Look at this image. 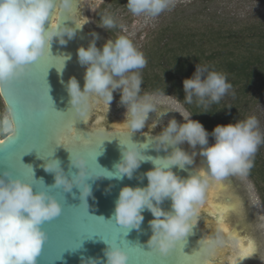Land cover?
Segmentation results:
<instances>
[{"label": "clouds", "instance_id": "9594fccd", "mask_svg": "<svg viewBox=\"0 0 264 264\" xmlns=\"http://www.w3.org/2000/svg\"><path fill=\"white\" fill-rule=\"evenodd\" d=\"M174 5L175 0H127L126 6L134 15L157 17ZM72 6L73 0H0V90L26 76L31 65L46 50L50 53L54 37L58 38L59 44L65 45V35L68 39L75 36L76 28L65 27L59 21L52 23L54 14L59 12L61 17L64 12L71 13ZM101 20V28L105 30L117 26L111 14L103 15ZM46 22L49 23L47 28ZM92 36L87 47L77 49L79 63L86 66L83 90L75 77H71L66 84L75 121L87 118L90 102L94 98L102 99L110 108L113 93L119 91V103L125 108L124 120L130 133L143 129L149 113H156L153 97L141 95L143 82L139 70L147 64L143 52L126 35H119L115 40L108 39L102 48L96 45L98 35L92 33ZM61 58L64 66L66 58ZM231 87L225 74L197 64L192 77L183 80L184 102L191 104L196 98L197 103L204 106L218 103ZM17 127L14 109L9 105L7 111L0 114V136L13 137ZM209 135L214 137V144L209 145ZM108 139H102V142ZM128 140L127 144L121 142L124 147L121 159L114 165L115 172L104 170V175H94L88 169L85 157L70 151V166L79 170L71 179L66 177L59 160H49L42 167L46 172L55 174L51 188H62L68 192L74 185L78 186L80 200L88 206L87 198L92 190L86 178L127 176L131 179L142 162H151L154 167L144 173L147 186L122 187L113 217L115 223L125 229L139 230L144 220L143 211H150L153 216L149 221L152 235L147 246L150 251L167 257L180 242L185 241L197 223L198 209L204 202L210 180L247 175L254 166L258 147L264 143V135L255 116L234 124H218L211 133L197 120L188 118L178 123L173 118L149 141L157 152L163 150L166 153L164 156H146L140 149L147 148L148 143L138 146L129 137ZM185 142L194 151L189 153L178 146ZM197 145L201 146L199 155L204 158L206 170L194 169L187 178L178 176L172 170L173 166L185 169L186 165H192ZM165 199L171 200L169 211L160 207ZM62 210V205L49 192H34L32 184L14 177L11 171L0 172V264H37V257L47 239L42 225L59 217ZM105 242L106 260L81 257V264H128L126 251L115 242ZM198 243L197 254L206 257L222 246L224 239L217 231L214 236L205 237ZM252 251L255 249L252 248Z\"/></svg>", "mask_w": 264, "mask_h": 264}, {"label": "water", "instance_id": "95a60500", "mask_svg": "<svg viewBox=\"0 0 264 264\" xmlns=\"http://www.w3.org/2000/svg\"><path fill=\"white\" fill-rule=\"evenodd\" d=\"M86 2L87 0H73L71 13L64 12L60 17V13L57 12L52 18L53 24L59 21L65 27L76 28L75 36L68 39L65 35L64 39L67 40L65 45L59 44L58 38L54 37L50 53L46 50L45 54L31 65V70L26 76L0 90V98L6 109L9 105L14 109V119L18 126L14 137H0V172L11 171L14 177L32 184L34 192H49L63 209L59 217L42 225L47 239L41 254L37 257V264H81V257L106 260L105 241L115 242L126 251L129 257L128 264H180L181 261L189 259H198L201 264H218L220 258L215 254L218 248L210 256L201 257L197 254L200 248L198 242L205 237L213 236L206 222L218 220L217 215H211L213 212L217 214V210L209 212L199 207L197 223L192 227L191 233L186 236L185 241L178 244L177 250H173V253L167 257L150 251L147 246V241L152 235L149 221L153 219L151 212L147 209L142 213L144 220L139 230L125 229L115 223L113 217L115 203L121 188L147 186L148 181L144 173L154 167L149 161L142 162L131 179L127 176L86 178V183L92 190L91 196L87 198L88 206H84L80 200L78 186L74 185L68 192H64L62 188H51L55 182V174L46 172L42 165L52 159L59 160L66 177L71 179L73 175L78 174L79 170L70 166V152L82 154L87 161L88 169L94 175H104V170L116 171L114 165L121 159V149L124 147L121 141L125 144L129 143L128 137L138 146L148 143L147 148L140 149L146 156L166 155L163 150L157 152L149 141L167 126L170 117L145 122L143 129L130 133L128 127L122 128L121 126L124 125L117 122L103 123L105 121L102 111L104 101L97 99L101 102L100 107H97L95 98L90 102L87 118L76 120L74 124L77 133H83L86 139L93 140L94 147L80 146L79 141L69 150L63 145L54 146V140L58 134L76 119L70 110V97L66 89L68 80L75 77L83 90L86 66L79 63L77 49L80 46L87 47L94 33L85 21ZM45 27H49L48 22ZM100 39L102 38L98 37L96 40L98 48H102ZM61 57L66 59L63 68L58 70ZM105 138L110 139L102 142ZM178 146L189 153L193 150L186 144ZM194 169L192 164L186 165L185 169L173 166L172 170L178 176L187 178ZM217 182L210 180L205 198L208 197L209 186ZM214 201L213 205L218 206L221 202H227L228 198L222 196L221 199ZM160 207L165 211L171 210V200L165 199ZM226 221L230 226L231 216H228ZM238 229V225H233L230 231L241 234L242 231ZM223 239V246L231 248L228 235ZM182 247L185 255L193 256L185 257L179 251Z\"/></svg>", "mask_w": 264, "mask_h": 264}, {"label": "trees", "instance_id": "16d2710c", "mask_svg": "<svg viewBox=\"0 0 264 264\" xmlns=\"http://www.w3.org/2000/svg\"><path fill=\"white\" fill-rule=\"evenodd\" d=\"M179 24L177 31H172L169 25L166 29L171 30L172 35L161 46L155 47L153 43L145 52L147 64L154 62L162 68L148 81L145 75L141 87L174 94L209 133L218 124H234L251 116L252 108L264 92V21L236 28L226 24L214 26L215 23L206 21L200 27L188 26L184 21ZM163 36L164 33L160 38ZM197 64L225 74L232 85L225 94L229 93L227 99L221 98L218 103L207 106L198 104L196 98L191 104L184 102L183 80L192 77ZM209 136L215 142L214 137ZM247 175L255 181L257 190L264 192V148L261 145Z\"/></svg>", "mask_w": 264, "mask_h": 264}, {"label": "rangeland", "instance_id": "374dc122", "mask_svg": "<svg viewBox=\"0 0 264 264\" xmlns=\"http://www.w3.org/2000/svg\"><path fill=\"white\" fill-rule=\"evenodd\" d=\"M99 1H104V6L106 7L102 11V15L97 18L95 13ZM117 2L119 3L113 6ZM112 3L114 4L112 5ZM126 5L127 0L122 4L119 0H87L85 21L99 38L101 37L106 41L108 39L115 40L119 35L128 36L137 49L143 52L144 56L145 52L151 49L150 47L153 43L156 45L155 47L161 46L172 35L171 30L166 29L169 25H171L170 29L172 31L173 29L177 31V27L180 26L179 22L181 21H184L188 26L192 24L194 27H200L206 21V23H215L214 26L226 24L228 27L232 26L235 28L251 22L264 21V0H175L174 7L164 11L157 17L134 15ZM93 8L94 10H91ZM105 14H111L114 17L116 27L106 30L101 28V17ZM163 33L164 36L160 38ZM161 68L162 66H157L154 62H150V65L149 63L146 64L143 69L139 70L142 82H145V77L146 81H148L155 74H159ZM141 86H143V83ZM145 94L151 95L156 104V113L152 112L149 114L158 116L166 113L163 115L164 117L172 116L171 119L175 118L178 123H183L184 119H193L189 111L182 102L177 100L174 94L155 91L144 86L141 89V95ZM227 95H224L222 98L227 99ZM113 97L110 108L103 102L102 111L105 119L103 123L112 124L113 122H117L118 124L126 125V121L124 120L125 108L119 103V91L114 92ZM96 103V106L100 107L99 103L101 102L97 100ZM6 111L7 109L0 98V114H4ZM251 116H255L258 119L259 129L262 135H264V92L260 94L255 106L252 108ZM208 139L209 145L214 144L210 136ZM261 146L264 148V143ZM232 176L233 181L239 185L238 189L241 191V195L248 203L249 209L254 213L256 218V221L251 224L252 230L243 231L245 237L251 236L254 238L257 246V250L245 261V264H264V205L261 201H264V192L257 190L255 181L248 175ZM209 221L213 222L214 220ZM237 221H240L238 217L232 219L231 229ZM207 227L209 231L212 229L208 225ZM239 230H242V228L239 227ZM212 233L214 236L217 232ZM220 247H223L227 253L224 256H218L220 261L217 263L227 264L226 260H229L233 254V250L223 245ZM220 247L218 248L220 249Z\"/></svg>", "mask_w": 264, "mask_h": 264}, {"label": "bare ground", "instance_id": "6f19581e", "mask_svg": "<svg viewBox=\"0 0 264 264\" xmlns=\"http://www.w3.org/2000/svg\"><path fill=\"white\" fill-rule=\"evenodd\" d=\"M105 42L106 40L100 39V43L102 44V46L104 45ZM163 117L164 116H160V115L154 116L153 114H149V117L146 120V122H149L151 120L155 121L156 119L158 120ZM168 117L172 118V116H168ZM184 144L188 145L187 142H185ZM197 146L198 148L197 150H195L197 152V155L194 157L193 166L195 169L206 170V165L203 162L204 158L199 155V150L201 146L199 145ZM233 193L234 192L231 190V187L228 184H226L223 180H219L214 185L209 186L208 197L204 199L203 204H201L199 207L209 212L217 210L216 215H217L218 220L213 221V222L207 221L206 225L212 228L210 230L211 232L216 233L217 231H219L222 236L228 235L230 239V246H231V249L233 250V254L229 258V260H226V263L227 264H245V261L249 257H251V255H253L254 252L257 250V246H256V242L254 238H252L251 236H246V237L241 236L239 233L229 230L230 226L229 224L226 223V219L228 218L229 214L231 212H237V214L241 212L240 211V201ZM222 196L227 197L228 201L225 203L221 202V204L219 203L220 205L216 204L218 205V207L213 205L215 204L214 200L221 199ZM212 199H214L213 202H212ZM221 216H223L224 225L228 228L227 232L223 230V228L221 227V223L219 222ZM249 243L251 244L252 248L255 249V251H251L248 256H242L239 251L240 246L243 244L244 247H248ZM226 253L227 252H225V249L223 247H220V249L218 248V252L217 251L215 252V254L218 256H224V254Z\"/></svg>", "mask_w": 264, "mask_h": 264}, {"label": "snow or ice", "instance_id": "6c2138e0", "mask_svg": "<svg viewBox=\"0 0 264 264\" xmlns=\"http://www.w3.org/2000/svg\"><path fill=\"white\" fill-rule=\"evenodd\" d=\"M63 66V58H61L60 61V67L57 68L58 70L60 68H62ZM76 121H72L71 124L69 126H67L66 128H64L59 134L58 136L55 138L54 140V146L56 145H63L67 148L70 147H74L77 143V141H79L80 146H84V147H88V148H93L94 147V143L93 140L90 138H85L83 133H77L74 124ZM122 128H126L127 126H121ZM14 137V136H13ZM12 138V137H11ZM123 142V141H121ZM102 144V142H101ZM54 151V148H53ZM52 151V153H53ZM218 207V206H217ZM211 215L215 216L216 213L213 212L211 213ZM219 222L221 223V227L223 228V230L225 232L228 231V228L224 225L223 222V216L220 217ZM177 250V249H176ZM180 252L183 253V255L185 257H192L193 255L189 256V255H185L183 252V247L181 249H179ZM240 253L242 256H248L250 254V252L252 251V246L249 243L248 247H244L243 244L240 246L239 249ZM180 264H201V262L197 259V260H187V261H181Z\"/></svg>", "mask_w": 264, "mask_h": 264}, {"label": "flooded vegetation", "instance_id": "af4514ba", "mask_svg": "<svg viewBox=\"0 0 264 264\" xmlns=\"http://www.w3.org/2000/svg\"><path fill=\"white\" fill-rule=\"evenodd\" d=\"M122 3H124L126 0H119ZM124 1V2H123ZM110 3V2H109ZM119 2L117 3H112L113 6H116ZM112 6V7H113ZM104 1H99V4L97 6V11H96V17L98 18L99 16L102 15V11L104 10ZM108 9H110V7H108ZM107 9V11H108ZM226 184H228L231 187V190L234 192L233 194L238 198V200L240 201V213L237 214V212H231L229 214V216H231L232 219L238 217L240 219V221H237L235 223V225H238L240 228H242V230H240L241 232V236H244L243 231H249L252 230L251 229V224L254 223V221H256V218L254 216V213H252V211L249 209L250 207L248 206V203L246 202V200L244 199V197L241 195V191H239V185L235 184V182L233 181V176L229 175L225 178L222 179ZM255 218V219H254ZM239 230V229H238Z\"/></svg>", "mask_w": 264, "mask_h": 264}]
</instances>
